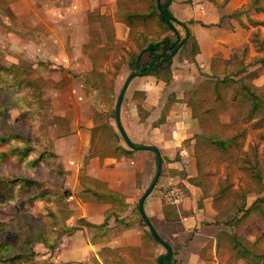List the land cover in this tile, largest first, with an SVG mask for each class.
I'll return each instance as SVG.
<instances>
[{
  "label": "rangeland",
  "instance_id": "obj_1",
  "mask_svg": "<svg viewBox=\"0 0 264 264\" xmlns=\"http://www.w3.org/2000/svg\"><path fill=\"white\" fill-rule=\"evenodd\" d=\"M250 1L238 0L230 10L240 9L246 11L247 15H252L255 21H264V13L257 16L252 11H248ZM152 2V0H0V66L26 70L27 73L22 72V75L20 73V80H23L26 74L30 79H36L38 90L42 91L45 101L44 109L41 110L32 100L31 94L34 88L26 86L25 83L22 84V89L0 90V109H3L0 113V137L20 134L23 138H27L38 152L48 149L49 153H55L37 166L34 165V160L39 156L38 152L32 153L24 162L18 161L17 158H9L5 163L0 164V176H27L36 179L41 183L42 191L49 193L53 201L49 203L45 199L38 198L30 203L29 199L36 195L35 188H15L14 199L0 202V243L8 245L7 249L0 248L1 260L7 258L9 253H28L33 249L32 262L25 264H54L55 259H59L64 248L68 246L67 242H63L68 237L65 228L75 227L70 224L74 215L63 217L60 210L70 209L71 199L68 201L69 198H65L64 193L70 190L69 184L73 178L70 170H67V161L56 154L55 142L70 133L73 123L71 116L68 115L69 112L62 116L54 114L55 110H66L68 107L62 100L54 110L53 97L63 93L69 80L81 83L87 99L95 105L93 117L98 134L96 139L100 144L104 143V149L108 148L115 152L117 142L125 149H131L118 130L113 114L121 89L134 72L129 64V53L136 50L134 35L145 28L135 23L133 29H127L121 24L120 17L123 13L132 10L146 12ZM164 2L165 0H162V3ZM106 14L113 17L114 22L120 23L116 26L118 47L116 44L112 47L107 46L106 35L104 39L100 36V32L104 30L100 25V15L108 16ZM226 18L218 27V31L213 34L216 36L217 33L220 38V48L211 58V63L206 66L205 71H208L212 77L244 79L254 91L262 95L264 100V65L258 63V60L264 58V26L255 27L249 24L246 15H242L240 20ZM46 24L61 29L59 31L64 35L65 40L53 39V37L50 39L51 33ZM146 29L150 37L155 34L161 39L164 35V31L156 21L151 22ZM84 34L88 35V41L83 39ZM151 39L156 40L153 37ZM83 56L90 61L88 66ZM66 57H70L74 68H70L69 64L65 65L64 62L68 59ZM145 61L144 59L142 64ZM76 65L79 67L75 68ZM99 72L103 73L100 78ZM198 73L201 75L203 72L198 69ZM206 79L205 77L204 80H200L204 82ZM133 81H138V77ZM91 85L96 86L97 90L93 91ZM236 89V84L221 87L224 103L215 105L216 117L221 123L232 124L239 119L241 121L238 103L231 99ZM210 97L209 91L202 96V99H210ZM206 122L205 125L203 124L204 128H199V132L214 133L221 139L234 135L240 127H246L245 150L251 151V148H256L260 158L263 159L264 124L255 129L252 127L254 122L250 125L241 121L236 129L232 130L215 125L213 119ZM113 133L117 136L114 137ZM8 148L0 145V152L8 151ZM61 151H67V144L61 148ZM231 153L222 158L221 154L214 152L205 144L199 148L198 156L203 165L199 180L200 183L205 184L208 194L213 195L218 190L219 184L228 178L236 188L249 183L247 175L239 170L243 165L239 160L244 156L236 149ZM261 163L264 165L263 162ZM230 199L227 198L222 205L226 206ZM255 199L256 194L250 196L249 204ZM53 212L56 218L51 216ZM57 221L59 225L56 224ZM54 229H57L56 232H53ZM36 230L46 232V239L53 243L55 248L51 250L43 243L37 242ZM28 240H33L31 246ZM240 240L242 246L251 249L254 253H264V221L257 213L245 223ZM143 252L144 257L149 258L151 264L152 262L157 264L159 252L153 249L151 244L147 243ZM163 253H166V249L162 250ZM204 258L206 264L244 262L231 263L225 250L220 256L214 255V258H211V255H205ZM91 262L94 264L93 261Z\"/></svg>",
  "mask_w": 264,
  "mask_h": 264
},
{
  "label": "crops",
  "instance_id": "obj_2",
  "mask_svg": "<svg viewBox=\"0 0 264 264\" xmlns=\"http://www.w3.org/2000/svg\"><path fill=\"white\" fill-rule=\"evenodd\" d=\"M237 1L171 0L169 10L172 15L181 22H192L189 28L198 43L199 53L191 56L189 45L185 55L179 53L174 57L170 70H164L158 76H140L138 81L133 79L121 107V124L130 141L136 145L155 146L161 153L162 173L154 190L144 202V212L157 235L171 246L174 264H206L205 255L214 258V255L220 256L224 250L231 263L247 262L246 258L231 260L227 248L218 246L220 232L230 230L215 222L221 221L222 216L214 207L212 195L205 194L201 186L193 139L201 133V126L198 118L193 116L197 111L198 101L193 98L192 92L199 88L205 75H210L205 68L210 65L211 58L220 48V38L217 33L216 36L213 34L218 31L226 17L235 19L232 15L240 9H230ZM123 14L120 17L121 24L127 29H133V26L123 22ZM255 14L258 16L261 13ZM106 17L111 22L115 43L118 44L116 26L120 23L114 22L110 15ZM46 27L50 30V39L64 38L59 31L61 29H55L51 24H46ZM105 35L104 30L100 32L102 39ZM83 39L88 41V35L84 34ZM66 58L65 65L69 64L70 68H74L70 57ZM84 59L87 60L85 57ZM86 64L88 66L90 61L87 60ZM129 64L131 65L130 61ZM76 66L75 68L79 67ZM198 69L203 72L201 75ZM62 92L58 97H53V108L57 109L62 100L68 108L57 109L54 114L62 116L69 112L73 124L70 133L55 142V152L67 161V170L72 173L73 179L69 184L72 196L68 201L71 199L70 210L74 216L70 224L76 226L79 220L85 219L89 223L100 225L105 223L107 215L115 209L111 203L92 202L78 196L84 187L90 186L88 178L105 183L110 192L123 196L128 208L123 215L118 218L112 216L108 220L109 236L103 240L93 242V231L90 227H81L68 236L65 239L67 241L63 240L68 246L62 251L60 258L55 259L54 264H91V261L94 264H105L100 254L105 247L114 251L116 264H124L125 259L134 262L127 250H136L137 264L140 260L142 262L139 264H151L143 252L147 243L159 252L156 263L160 264L159 257L165 255L167 250L162 254V250L166 248L151 238L152 233L147 224L145 226L141 223L135 210L155 176V154L137 150L132 155L125 156L108 148L104 149V143L101 146L96 139L97 131L93 133L96 127L93 117L95 105L87 99L83 85L69 80L67 88ZM93 135L95 142L92 144ZM66 144L67 151H61ZM81 177L84 178L82 182ZM168 189L178 190L180 198L176 201L168 199L165 196ZM166 208L174 209L179 219L167 221ZM127 217L133 220L131 226L123 227L117 222ZM62 243L61 245L64 244Z\"/></svg>",
  "mask_w": 264,
  "mask_h": 264
},
{
  "label": "trees",
  "instance_id": "obj_3",
  "mask_svg": "<svg viewBox=\"0 0 264 264\" xmlns=\"http://www.w3.org/2000/svg\"><path fill=\"white\" fill-rule=\"evenodd\" d=\"M153 2L149 5V10L146 12L138 11H127L123 14V22L128 26H134L135 23H139L146 28L147 24L151 22H157V24L164 31V35L159 39L155 34H152L151 39L149 32L143 29L142 31L136 33L134 36L136 50L129 53V60L131 62L132 71H135L136 68L142 70L141 76H147L153 74L155 76L160 75L164 70H170L172 68L173 60L176 55L179 53L185 55L188 51V46H191L190 54L195 56L199 53V46L195 37L192 35L189 25L192 22L186 23L181 22L175 18L169 10V13L163 12V9L166 7V3H171V0H165L162 3V0H152ZM227 2L229 0H226ZM151 2V1H150ZM169 9V8H168ZM248 11L255 13H264V0H251L248 5ZM246 14V11L238 10L232 17L235 19H240L242 15ZM247 15V14H246ZM100 23L106 33V45L114 46L115 36L112 25L109 18L105 15H100ZM248 21L250 24L255 27L264 26V21H255L250 15H247ZM255 36H257L255 34ZM118 47V45L116 44ZM150 46L153 48L151 49ZM146 59V62L142 64V60ZM258 63L264 65V58L258 60ZM27 73L26 70H22L17 67L14 69H7L0 66V90L9 91V89H22V84L25 83L26 86H31L34 88V92L31 94L34 104L39 106L41 110L44 109L45 101L43 99L42 91H39V86L36 79H30V76L26 74V78L20 80V73ZM97 74V73H95ZM99 78L102 77V72H99ZM12 76V77H11ZM207 78L200 87L192 92L193 98L198 101L197 111L193 115L195 118H198L200 126L204 128V123L214 120L215 125L222 128L236 129V127L242 123L252 124V127L257 129L264 124V100L262 95L258 94L252 89V87L245 82L244 79H231L229 77L219 78L218 76L205 75ZM29 78V79H28ZM236 84L237 89L232 94V101L238 103V108L240 109V119L233 122L232 124L221 123L216 117V104L222 105L224 103V96L221 91V87H228V85ZM93 91L97 90L96 86H92ZM211 92L210 99H202V96L206 92ZM40 95V96H39ZM34 96V97H33ZM209 103V104H205ZM213 105V106H212ZM205 107H207L205 109ZM3 112V109H0V113ZM114 118L116 112L113 114ZM204 124V125H203ZM93 129V133L95 132ZM112 132H114L112 130ZM114 137L117 135L113 133ZM247 137V128H238L234 135L221 139L219 135L209 132H203L201 134L195 135V148L197 156V167L199 178L202 175L203 165L200 157L198 156L199 148L202 144L211 147L214 152L221 154L220 156L226 157L232 154L231 152L236 149L239 154H242L244 158L240 159L243 163L239 167V170L247 175L249 180L248 184L244 186L237 187L235 184L228 178L221 182L218 186V190L212 195L214 200V207L218 213L222 216L221 221H215L218 224H223L227 227L228 231H221L218 239V246L227 248L231 254V260H237L241 258H246L247 262L245 264H264V253H254L251 249L242 246L240 238L245 229V223L257 213L259 218L264 221V157L260 158L259 153L256 148L250 149L251 151H246L244 146V141ZM94 135L92 139V144L94 143ZM19 143L16 144L15 142ZM118 143V144H117ZM116 143L115 150L125 156H130L137 150L125 149L123 146ZM0 145L8 146V151L0 152V164L5 163L9 158H17L18 161H25L29 159L32 153L38 152V150L31 144L27 138H23L20 134H8V136L0 137ZM39 156L35 158L34 165L41 164L44 160L53 156V152L49 153V150H43L38 152ZM262 160V161H261ZM84 178H80L82 182ZM90 186L84 187V190L78 194L83 200H91L92 202L97 203H111L115 206V209L112 210L106 217V221L103 224L97 225L87 222L85 219L78 221L77 227H66L64 225L65 234L68 236L73 235L75 232L81 229V227H90L93 231V242L103 240L109 236L108 220L112 217H119L123 215L128 205L123 196L113 194L107 188V185L103 182H100L95 179L88 178ZM201 186L204 190V193H207L205 184L201 182ZM15 188H35L36 195L31 197L30 203L34 202L36 199L41 198L46 200V202L52 203V197L49 193L42 191L41 183L33 178L27 176L20 177H2L0 176V202H7L14 199L13 192ZM256 194V199L249 204L248 199L250 196ZM66 198L72 196L70 190H66L64 193ZM231 198L228 201L226 206H223L222 203L227 199ZM136 212L138 218L141 220V223L146 226V223L142 217V214L139 210V206L136 207ZM61 215L69 216L74 215L73 211L68 208L60 210ZM52 217L56 218L55 212L52 213ZM165 217L167 221H177L179 217L175 214V210L165 209ZM130 217L124 218L117 221L123 227H129L132 225L133 220L129 219ZM59 225V222L57 223ZM63 225V223H61ZM1 226V224H0ZM57 230L54 229L53 232ZM56 232V231H55ZM37 242L43 243L49 249H54L55 246L53 243L49 242L46 237V232L36 230ZM151 238L157 243H161L163 240L158 236L155 238L150 234ZM29 245L33 244V240H28ZM58 243V241H57ZM0 248L7 249L8 245L6 243H0ZM31 248V247H29ZM129 251L128 255L130 258H133V263L128 260H124V264H137V259L135 257L136 250H127ZM34 250L30 249L27 253H16L10 254L7 258L3 260L0 259V264H25L32 262V255ZM101 257L104 259L105 264H116V258L114 251L110 248H103L101 250ZM142 261H138V264ZM174 264V261H172Z\"/></svg>",
  "mask_w": 264,
  "mask_h": 264
},
{
  "label": "water",
  "instance_id": "obj_4",
  "mask_svg": "<svg viewBox=\"0 0 264 264\" xmlns=\"http://www.w3.org/2000/svg\"><path fill=\"white\" fill-rule=\"evenodd\" d=\"M169 3H166V7L163 9V12L165 13H169ZM150 48L152 49L153 47L150 46ZM142 75V70L140 68H136L135 71L127 78L124 86L121 89V92L118 96V100H117V104H116V125L118 127V130L120 131L125 143L133 150H138V151H150L152 153L155 154V162H156V173L155 176L152 180V182L150 183L149 187L146 189V191L144 192V194L142 195L140 201H139V210L145 220V223L147 224V227L149 229V231L153 234V236L155 238H158V235L155 231V229L153 228V226L151 225V223L149 222L148 218L145 216V212H144V202L146 200V198L152 193V191L154 190L155 186L158 183V180L160 178V175L162 173V156L161 153L159 151V149L155 146H150V145H136L134 143H132L130 141V139L128 138L127 134L124 131V128L121 124V107H122V103L126 94V91L130 85V83L132 82L133 79H135L136 77H140ZM161 244L166 248L167 253L165 255H162L159 257V263L160 264H172V258H173V251L171 246L162 241Z\"/></svg>",
  "mask_w": 264,
  "mask_h": 264
},
{
  "label": "built area",
  "instance_id": "obj_5",
  "mask_svg": "<svg viewBox=\"0 0 264 264\" xmlns=\"http://www.w3.org/2000/svg\"><path fill=\"white\" fill-rule=\"evenodd\" d=\"M165 196L171 201H176L180 198V192L176 189H168Z\"/></svg>",
  "mask_w": 264,
  "mask_h": 264
}]
</instances>
